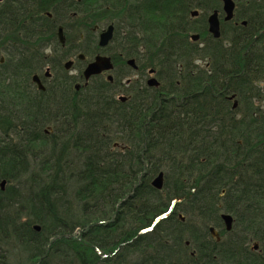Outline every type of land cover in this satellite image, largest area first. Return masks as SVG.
Wrapping results in <instances>:
<instances>
[{"label": "trees", "instance_id": "trees-1", "mask_svg": "<svg viewBox=\"0 0 264 264\" xmlns=\"http://www.w3.org/2000/svg\"><path fill=\"white\" fill-rule=\"evenodd\" d=\"M109 1L118 5L114 0H61V9L77 11L71 27L81 31L87 20L97 23L108 17L105 5ZM182 5L181 0H161V19L151 15L146 20L141 12L152 14L159 7L135 8L125 37L132 42L134 29H139L147 34L149 44L163 35L166 53L159 67L165 72L167 87L161 84L163 79H158L157 88L144 85L130 101L121 102L107 90L111 82L94 81L82 95L69 86L57 103L55 124L63 131L67 129L61 139H73L70 148L82 160L75 173L79 182L77 200H101L108 204L105 213L88 214L83 203L81 219L71 221L64 214L63 218L56 214L54 197L64 186L57 183L58 175L63 176L69 166L60 164L67 142L53 154L56 140L45 132L42 121L22 143L25 148L20 144L9 153L0 149V181L5 180L4 189H0V237L12 234L36 248L30 251L28 264H126L130 257H140L147 249L156 254L145 255V264H181L187 257L183 251H211V256L219 254L229 264H263L257 251H246L232 239L216 241L209 227H223L222 211L234 222L243 223L245 230L261 224L264 119L253 115L256 109L245 110L243 117H237L227 95L214 92L232 89L238 106H248L252 98L256 99L248 78L237 79L232 87L233 80L228 81L229 86L224 85L223 79L199 71L193 62L196 50L186 42L184 17L189 7L180 10ZM28 16V24L21 23V18L10 19L9 14L1 17L0 49L1 45L12 44L8 55L14 59L13 66L32 73L25 61L40 50L43 38H53L54 30L46 25L36 28V16ZM112 58L115 66L118 60ZM234 62L238 73V54ZM161 69L157 71L160 77ZM44 113L34 109L29 116L33 121L35 115L42 118ZM5 122L10 120L5 118L0 125ZM115 142L122 151H112ZM27 147L35 148V152L42 148L46 151L37 171L29 175ZM183 157L185 164L178 160ZM168 162L171 167L165 171ZM160 171L163 185L157 190L151 181ZM23 182L26 194L16 187ZM221 193L224 195L220 198ZM181 214H186L183 221ZM45 221L49 222L47 230ZM33 223L39 229L41 226L42 233ZM76 229L79 232L74 234ZM36 235L45 238L38 242ZM51 238L54 241L50 242ZM60 245H67L69 251H51ZM4 258L0 251V264H4ZM205 264L213 263L210 259Z\"/></svg>", "mask_w": 264, "mask_h": 264}, {"label": "rangeland", "instance_id": "rangeland-1", "mask_svg": "<svg viewBox=\"0 0 264 264\" xmlns=\"http://www.w3.org/2000/svg\"><path fill=\"white\" fill-rule=\"evenodd\" d=\"M159 2L155 0L152 5L158 6L159 9H153L154 13L149 14L146 11H142L143 15H145V20L148 17L155 18V19H161V15L164 10L161 8V0H158ZM183 2V5L179 7L180 10H184L187 6L189 7L188 10L196 9L198 6H200L199 1L200 0H181ZM140 2H143L142 5L139 7V9L146 8L149 6L148 0H140ZM145 4V6H144ZM151 6V5H150ZM184 7V8H182ZM187 10V11H188ZM75 19H77V16H74ZM101 27H103L101 25ZM68 29V27H67ZM67 35L70 39L72 37H76L75 40L77 41L79 32V27L74 28L70 27V29L66 30ZM133 32V31H131ZM135 33V39L130 42L127 41V38H125L128 34L127 32H124L123 30L119 29L116 30L114 33L113 39L109 42L107 47H105L103 50H105L108 54H111L113 56H116L118 62L113 66V68L110 71V74L112 75V82L107 90H109L110 95L115 99L118 100L119 96L126 97V101H130L132 98H134L135 94L137 95L138 89L142 88V86L146 85L145 79L147 80L150 76H154L157 80L163 79L164 70H162L159 67V63L164 60L166 49H165V43L162 39L163 35L159 34L158 39H154L153 43L150 41L148 44L147 34L144 32H140L139 29H134ZM133 32V33H134ZM88 34V33H87ZM53 37V36H52ZM49 40H45V38L42 39L40 50L35 52L36 58L33 59L35 56H29L28 60L25 61L26 65L30 66L33 70L32 73H28L24 71V69H16L13 65V58H10L8 55L9 52L12 50V44H4L1 45L2 48L0 49V59L3 58V62L0 63V121H4V119L8 118L10 120L9 123L5 122V124L0 125V149H4L6 152L9 153V150H14L15 147H18V145L21 144L25 148L24 140L28 138L30 133L33 129L37 128V124H40L42 121L43 129L48 131V135L52 138H55L56 140V146L53 151V154H57V150L60 147L61 143L62 145L67 142V147L64 148V151L66 150V154H64V157H60V164L64 166L65 163H67L69 166L64 170V175L61 176V173L58 175L59 179L58 182H62V190L60 189L57 197H54V209L56 211V214L61 216L62 218L64 216L65 219H70L71 221L81 219L82 217V209L83 203L86 204V210L88 214L91 215H99L101 213H105L108 209V204L102 202L101 200L98 202H91L89 198L85 200L78 201L76 196V189L79 182L78 177H76L77 170L80 169L81 161L79 158H77V153L75 150L70 148V145L73 141L69 139L68 141H64L66 139H61L62 134H65L67 129L63 131V129L59 128V125L57 126L55 124V115H56V107L58 106L57 103H59V100L62 96H64L65 90H67L70 86V90H75L80 95L82 93L86 92V89L92 86V82L94 81H108L106 79V73L103 75H97L98 79H89L86 84H83L84 81L82 79L78 78V74L85 66L86 62L88 60H91L92 58V50L93 48L85 47L86 51L88 52V56L85 61H79L76 60V62H72L70 67L68 69L64 68V63L67 60H70L72 58H65V55L62 51L53 52L52 49L48 51V48L45 50V44L46 42H50L53 39L49 37ZM79 43V42H78ZM83 44V42H82ZM95 44V43H94ZM93 44V45H94ZM147 45V46H146ZM84 45L80 46L78 44V48L81 49L84 48ZM149 46V47H148ZM102 50V51H103ZM122 52L124 55L130 54L128 57H132L135 60L136 65L138 66L137 70L132 69L129 65H126L125 63H122L118 53ZM196 54V55H195ZM193 62H195V65L197 64L196 56L197 53H194ZM74 61V60H73ZM177 65V64H176ZM152 69L153 72L149 73V70ZM161 69V77L158 76L157 71ZM46 71L51 72V78L53 80H56V96L53 100L47 101V102H41L39 99V91L36 88L35 83L30 79L31 76L36 73L38 76H43ZM163 73V74H162ZM29 74V75H28ZM31 74V75H30ZM93 78V77H92ZM165 78V77H164ZM110 82V81H109ZM159 82V80H158ZM161 84L165 87L168 86V81L163 79V81H160ZM159 82V84H160ZM74 83H79L80 87L78 89H74ZM147 86V85H146ZM159 86V85H158ZM157 88V87H156ZM254 88V87H253ZM256 90V88H254ZM140 92H142L140 90ZM38 95V96H37ZM253 95H256V99L252 98V102L249 103L248 106L241 104L238 106V101L235 98V94L233 95H227V98L231 101L232 109L237 112V117H243L245 110H254L256 107L263 103V95L259 92L256 93L253 91ZM234 102H236V105L233 106ZM251 104V105H250ZM37 111H43L44 116L42 118L34 116V120L32 121L30 119L31 112L33 110ZM36 124V125H35ZM41 126V125H40ZM39 127V126H38ZM73 138V137H72ZM120 141V140H119ZM21 142V143H20ZM121 142V141H120ZM70 143V144H68ZM69 146V147H68ZM34 150V152H33ZM50 151V146H48L47 151ZM122 151V146L119 144V142L114 143V148L112 151L119 152ZM46 151L44 148L40 151L35 152V148L27 147L25 149V153L27 154L26 160L29 161V166L27 170L28 175L32 170L37 171V165L38 161H40L44 157V153ZM49 154V152H48ZM48 157H51L48 156ZM80 158H82V155H80ZM179 162H182L185 164L186 160L185 157L182 159H179ZM181 162V163H182ZM62 167V166H61ZM171 167V163L168 162L163 169L165 171H168ZM184 169V168H183ZM184 171V170H183ZM187 173V171H184ZM189 172V170H188ZM24 182L22 185H14L17 188L22 189L23 193L26 194V188L24 187ZM60 186L59 184H57ZM120 188V187H119ZM160 190V189H157ZM224 193V192H223ZM220 194V198L221 195ZM164 194V193H162ZM224 195V194H223ZM96 205V206H95ZM222 206V205H221ZM220 206V207H221ZM224 206V204H223ZM25 207V206H23ZM23 207L21 208L23 210ZM65 209V210H64ZM223 212V211H222ZM221 212V214H222ZM64 214V216H62ZM186 214H181L179 216H182L181 220L183 221L184 216ZM187 217V216H186ZM194 220L197 221L196 218L197 215H194ZM45 229L49 226V222L45 221ZM34 224V223H33ZM38 225V224H34ZM213 227V226H210ZM209 227V231H210ZM257 224L250 225V227L245 230L244 224L236 221L232 222L231 229L227 231V233H224L221 238L222 240L232 239L236 245L242 246L246 251H254L253 245L255 244V241L257 240H250L248 243L245 242V240H248L251 237H254L259 232L256 231ZM214 229V227H213ZM47 230V229H46ZM215 231V229H214ZM42 233V228L40 226V229L38 230V233ZM79 232L78 229L74 231V234H77ZM257 232V233H256ZM245 238L243 241H241V237L245 234ZM211 235V233H210ZM259 235V234H258ZM212 238L215 239V236L213 234L211 235ZM36 238L38 242H42L44 240V235H36ZM240 240V241H239ZM54 241L53 238L50 239V242ZM59 242L58 240H56ZM37 242V243H38ZM56 242V243H57ZM187 242L186 244H188ZM246 243V244H245ZM260 243V242H259ZM264 246V243H260V245ZM57 248V247H56ZM63 250V251H69L67 245L65 247H62L61 245L59 248L51 251L56 250ZM235 249V248H233ZM153 249H147L143 250L146 251L144 255L136 256V257H130L127 260L126 264H145V255L151 254L155 255L156 253L152 251ZM0 251L5 254L4 258V264H28V257L30 255V251H37L33 249V247H30L29 245L21 242L16 237L12 236V234H6L3 238L0 237ZM232 253H235V251H231ZM230 257V256H229ZM243 258L242 256H239L238 258ZM231 258V257H230ZM148 259L150 257L148 256ZM210 259L212 260L213 264H229L228 259L217 254L214 256L210 255ZM145 263H144V261ZM153 260V258H151ZM148 263V262H147ZM97 264V263H95ZM153 264V263H152Z\"/></svg>", "mask_w": 264, "mask_h": 264}, {"label": "flooded vegetation", "instance_id": "flooded-vegetation-1", "mask_svg": "<svg viewBox=\"0 0 264 264\" xmlns=\"http://www.w3.org/2000/svg\"><path fill=\"white\" fill-rule=\"evenodd\" d=\"M76 1L80 2V0ZM148 1L149 6L154 2V0ZM114 2H117L118 5L114 6L112 1L107 2L105 5L108 17L106 16L97 23H91L90 20L83 23L81 26L82 32H79L77 41L75 40L76 37L70 39L66 31L70 29L72 24L71 19L77 15V11H68L65 8L61 9V0H0V19L4 14H9L10 19L18 21L21 18V23L28 24V15L36 16V18H33L36 20L34 22L37 26L36 28H43L46 25L54 30L53 40L48 43L46 42L45 50L48 48V51L51 49L53 52L62 51L65 58H72L67 61L76 62V60H86L89 54L85 47L91 46L93 48L92 59L97 54H103L108 55L113 62L112 55L103 50L107 46H98L100 33L110 24L113 25V36L115 31L119 29L126 32L132 25L130 20L131 13L143 3L140 0H114ZM230 2L232 4L230 18H226L228 14L224 9V0H200V6L196 9L188 10L184 17V26L188 33L186 42L196 50L197 67L201 73L223 79L224 85L227 84L228 86L230 85L228 81L233 80L232 87H235V84H237V79L242 77L248 78V81H250L249 86L252 87L251 90L253 89L252 91L255 93L257 90L264 97V0H230ZM211 15H214L217 20L218 36L216 37L210 30L209 18ZM40 20H44L45 22ZM59 28L62 30L63 43L59 40ZM78 44L80 46L84 45V48H78ZM237 54L239 55L240 64L238 73L234 62ZM118 55L121 62L126 64L128 57L122 52H119ZM2 62L3 58L0 59V63ZM83 69L78 74V78L84 81L82 75ZM216 69L217 71L219 70L218 75L214 74V70ZM252 70H255L254 73H250ZM103 74L105 72L100 75ZM50 76V71H46L43 76H38L43 86V89L37 88L41 102L53 100L56 96L57 82L50 79ZM76 84L74 83L73 85L74 89L76 88ZM83 84H86V82ZM79 87L80 84L78 83ZM214 92L226 95L236 94L229 88ZM253 115L264 119V98L263 103L256 107ZM45 132L48 131L45 129ZM262 173L261 186L264 189V163L262 165ZM220 219L224 230L222 229L223 227L213 226L216 234L219 236V240L215 238L216 241H220L223 234L229 231L225 227L221 213ZM260 220L261 224L256 229L259 235L256 234V239L251 238V240H257L252 250L258 252V259L264 264V246L260 245V243H264V216ZM183 252H186L187 257L183 259L181 264H205L210 262V257L206 259L203 256H210L211 251Z\"/></svg>", "mask_w": 264, "mask_h": 264}, {"label": "water", "instance_id": "water-1", "mask_svg": "<svg viewBox=\"0 0 264 264\" xmlns=\"http://www.w3.org/2000/svg\"><path fill=\"white\" fill-rule=\"evenodd\" d=\"M224 9L226 10V12L228 14L226 18H230L231 17V9H232V4H231L230 0H224ZM193 13H195V12H193ZM209 24H210V30L214 33V36L215 37L218 36L217 20H216L214 15L210 16ZM58 35H59L60 42L63 43L61 28H59ZM112 36H113V25L110 24L107 26V28L105 30H103L100 33L99 39H98V46H100V47L106 46L108 44V42L112 39ZM71 63H72L71 61H66L64 63V68L68 69L70 67ZM127 64L129 66H131L132 68H136V64H135L133 58L128 59ZM112 67H113V64H112V61H111L109 56L98 54L93 58L92 61H90L86 64V66L83 69L82 75H83L84 79L87 81L91 76L97 75L103 71H109L112 69ZM152 72H153V70L150 69L149 73H152ZM31 79L33 82H35L37 84V87L39 89H43V86L41 85L37 74H33ZM107 79L111 81L112 75L108 74ZM146 83L148 86H154V87H157L159 85L158 80L154 76H150L147 79ZM76 88H78V85H76ZM125 99H126V97L119 96L120 101H124ZM235 105H236V102H234L233 106H235ZM151 185L153 187H155L156 189L162 188V185H163V172L162 171H160L152 179ZM4 186H5V180H1L0 181V189L3 190ZM221 217L223 219V222L225 224L226 229L230 230L231 224H232L231 215L228 213H222ZM35 228L39 229L38 226H35ZM210 232L213 234V236H215L216 240H219V236L216 234L213 227H210ZM192 264H194V263H192Z\"/></svg>", "mask_w": 264, "mask_h": 264}, {"label": "bare ground", "instance_id": "bare-ground-1", "mask_svg": "<svg viewBox=\"0 0 264 264\" xmlns=\"http://www.w3.org/2000/svg\"><path fill=\"white\" fill-rule=\"evenodd\" d=\"M179 217H181L182 218V216H179ZM184 220V219H183ZM35 226H37V225H34V228H35ZM36 229V228H35ZM36 230H38V229H36Z\"/></svg>", "mask_w": 264, "mask_h": 264}]
</instances>
